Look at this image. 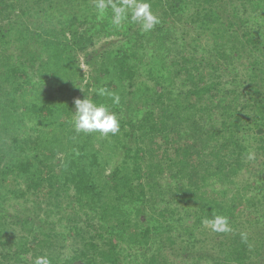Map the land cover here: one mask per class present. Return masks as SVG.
Masks as SVG:
<instances>
[{"label":"trees","instance_id":"trees-1","mask_svg":"<svg viewBox=\"0 0 264 264\" xmlns=\"http://www.w3.org/2000/svg\"><path fill=\"white\" fill-rule=\"evenodd\" d=\"M151 5L144 33L93 0H0V264H264V0ZM77 95L120 135L76 134Z\"/></svg>","mask_w":264,"mask_h":264},{"label":"clouds","instance_id":"clouds-1","mask_svg":"<svg viewBox=\"0 0 264 264\" xmlns=\"http://www.w3.org/2000/svg\"><path fill=\"white\" fill-rule=\"evenodd\" d=\"M93 4L96 16L100 20L108 17L110 9L111 24L117 28L122 27L125 23H132L138 24L142 32L148 33L161 23L160 18L152 10L151 0H93ZM95 94L111 99L112 105L120 104L119 93L110 91L106 87L97 88ZM74 106L72 127L76 134L98 133L102 137H107L109 134L114 136L119 133L120 120L111 105L103 101L98 102L85 95L83 99L76 98ZM252 158L253 155L250 153L249 159ZM202 224L217 233L233 231L230 218L223 214L213 213L211 217L205 216ZM240 235L242 239H247L246 233ZM33 264H52V261L47 255H40L35 257Z\"/></svg>","mask_w":264,"mask_h":264},{"label":"rangeland","instance_id":"rangeland-1","mask_svg":"<svg viewBox=\"0 0 264 264\" xmlns=\"http://www.w3.org/2000/svg\"><path fill=\"white\" fill-rule=\"evenodd\" d=\"M191 19H192V18H188V19H186V22H189V23H190L189 26H186V30L189 29V28H191V29H192V28L195 29L194 26H193L194 23H192ZM187 27H189V28H187ZM98 45H99V44H98ZM98 45H97V46H98ZM11 47H12V45H11ZM80 59H81V57H80ZM81 64H82V59H81ZM81 68H82V71L85 72V73H86V76L88 77V75H90V74H89V69H88V67H87L86 65L82 64V65H81ZM79 97H80V95H77V96L74 98V100H75L76 98H79ZM96 135H98V133H96ZM117 135H120V134H117ZM117 135H116V136H117ZM109 136H112V135L109 134ZM116 136H115V137H116ZM99 138H106V139H107V141H106L107 143H109V140L111 139L110 137L107 138V137H102V136H100ZM99 138H98V137L96 138L97 141L95 142V145H94L95 149H97V150H101V147H102V146H101L102 143H101L100 141H98ZM112 141H113V140H112ZM103 144H104V143H103ZM110 144H111V141H110ZM114 162H115V160H111L110 163H114ZM109 168H111V166H110ZM108 171H109V170L107 169V171H105V174H107ZM42 207H44V206H42ZM32 260H33V259H32ZM32 260H31V262H30L29 264H32V263H33Z\"/></svg>","mask_w":264,"mask_h":264}]
</instances>
